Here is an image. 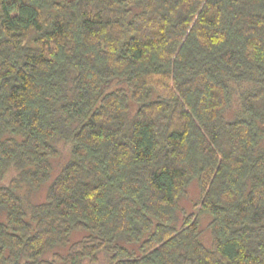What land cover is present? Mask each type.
<instances>
[{
	"label": "trees",
	"instance_id": "1",
	"mask_svg": "<svg viewBox=\"0 0 264 264\" xmlns=\"http://www.w3.org/2000/svg\"><path fill=\"white\" fill-rule=\"evenodd\" d=\"M11 171L0 264H264V0H0Z\"/></svg>",
	"mask_w": 264,
	"mask_h": 264
},
{
	"label": "rangeland",
	"instance_id": "2",
	"mask_svg": "<svg viewBox=\"0 0 264 264\" xmlns=\"http://www.w3.org/2000/svg\"><path fill=\"white\" fill-rule=\"evenodd\" d=\"M63 154H64L63 157L59 158L58 161L56 162V166H60L64 161V158H66L67 152L63 151ZM13 174L14 173L12 171L7 173L6 176L0 182V184H7L10 181ZM198 197H199L198 187L196 183H192L188 187L186 194L183 195L182 198L180 199V205L187 213L193 212L199 215V229L201 232V240L207 247H210L212 245V240H213L212 231L210 227L211 217L206 213L199 212V209L195 204ZM81 236L82 234L79 233L76 234L74 240L79 239Z\"/></svg>",
	"mask_w": 264,
	"mask_h": 264
}]
</instances>
